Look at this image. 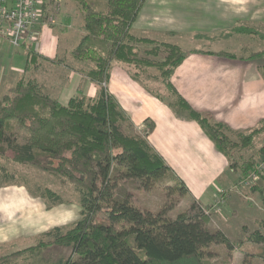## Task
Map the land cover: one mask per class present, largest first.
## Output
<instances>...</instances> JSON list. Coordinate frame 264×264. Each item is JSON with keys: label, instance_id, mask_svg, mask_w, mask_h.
<instances>
[{"label": "trees", "instance_id": "trees-1", "mask_svg": "<svg viewBox=\"0 0 264 264\" xmlns=\"http://www.w3.org/2000/svg\"><path fill=\"white\" fill-rule=\"evenodd\" d=\"M75 1L83 13L85 34L72 54L78 60L93 62L82 70L99 87L98 95L77 94L64 105L44 93L37 80L23 77L10 90L12 95L4 93L0 97V155L60 176L79 193L85 216L68 229L57 226L47 232L55 235V242L72 246V255L57 264H206L205 259L215 254L212 245L223 244L234 250L235 243L223 230L209 229V217L196 200L187 210L172 217L166 205L157 211L143 209L131 200L130 192L124 196L115 194L118 176L135 179L150 189L167 174L176 180V185L170 188L181 194L190 191L149 142L155 122L146 119L140 131L124 132L121 124L130 119L104 83H108L113 66L119 63L142 69L161 68L167 88L176 95V100L168 105L178 115L185 113L187 118L196 120L218 150L228 157L235 171L239 169L233 158L235 148L250 147L254 138L264 131V125L246 133L238 132L237 144L226 132L231 131L228 126L195 109L172 84L174 69L185 56L179 47L167 46L168 54L163 61L136 56V43H151L131 34L145 0ZM235 31L264 37L258 29L244 25L237 26ZM150 52L159 53V50L152 48ZM221 53L234 56L231 52ZM262 55L264 48L252 52L249 58ZM27 56V70L38 67L40 58L49 60L31 47ZM131 75L139 79V73ZM147 90L163 100L160 94ZM16 127L28 132L23 137L26 141H18ZM260 161L264 162V146L260 149ZM115 168L118 176L114 175ZM241 171V178L253 171L264 182V173L253 157L244 162ZM252 188L264 201V185ZM44 195L54 193L49 190ZM248 240L262 246L259 252L244 251L239 264H254L255 257L264 259V233L256 230ZM42 243L41 240L38 244ZM31 249H19L13 254Z\"/></svg>", "mask_w": 264, "mask_h": 264}, {"label": "crops", "instance_id": "crops-1", "mask_svg": "<svg viewBox=\"0 0 264 264\" xmlns=\"http://www.w3.org/2000/svg\"><path fill=\"white\" fill-rule=\"evenodd\" d=\"M60 1L57 22L40 27L41 36L37 43L16 47L0 35V97L24 75L37 77L36 74L39 71L42 73L46 64L54 72L59 67L69 69L61 85L50 68L47 72L50 78L44 76L48 78L47 83L43 76L41 79L37 77L42 81L44 91L47 86L53 94L45 92L62 104L67 105L80 92L87 97L98 95L97 85L82 70L92 64L84 65L86 61L74 56L79 64H70L66 59L85 34L83 21L79 22V29L71 30L74 13H79L82 20V10L71 0H66L65 4L64 0ZM239 25L258 29L264 34V0H145L132 24L131 34L151 41L136 43L137 47L151 44V47L160 50L159 54L163 50L168 54L167 46L179 47L185 56L171 76L178 93L195 109L211 114L234 132H247L264 124V55L249 58L252 52L264 48V37L236 32L235 28ZM237 37L246 44L255 42L256 38L263 45L253 49L249 44H240L239 50H235L231 41H237ZM222 38L225 39L223 45H217ZM214 43L217 47L210 45ZM29 47L49 60L40 58L39 67L27 70ZM61 51L65 54L62 55ZM224 51L234 56L221 53ZM58 59L62 61L58 62ZM151 59L157 60L155 57ZM106 85L109 93L125 110L133 128L140 131L146 119L155 122V129L148 140L174 175L186 184L192 197L201 205L213 206L224 194L223 212L231 215L240 210L236 214L242 215L243 198L238 195L235 199L228 191L230 186L237 184L239 173L230 167L228 157L218 150L196 120L178 115L167 101L148 92L145 84L135 79L122 63L113 66ZM20 191H25V188ZM18 211L26 218L21 224L25 228L43 224L47 220V212L53 213L54 210L46 208V212L36 218L28 208ZM81 213L82 207L76 205L56 209L55 217L49 223L68 224L78 220ZM228 217L222 213L223 219L228 220ZM223 231L228 235L226 230Z\"/></svg>", "mask_w": 264, "mask_h": 264}, {"label": "rangeland", "instance_id": "rangeland-1", "mask_svg": "<svg viewBox=\"0 0 264 264\" xmlns=\"http://www.w3.org/2000/svg\"><path fill=\"white\" fill-rule=\"evenodd\" d=\"M71 1L78 4L75 0ZM63 2L65 4L66 0ZM78 14L79 13L75 12L73 15V26L71 30L74 29L76 31V29L80 28L79 22L83 21V19L81 20ZM239 37H237V41L236 39L231 41V43H233L231 45L232 49L239 50L238 47L240 44H243V46L249 44L253 49L259 48L263 45V43L258 41V39L256 40V38H254L255 42L249 41L247 44L241 43L243 40H239ZM222 39L223 40L219 41L217 45H223L225 39ZM213 42H215V40L211 41V43ZM210 45L217 47L215 46V43ZM151 46L153 45H141V48H137L138 52L136 56H138V58L149 59L155 57L157 60H151L163 61L167 55L166 50H163V53L161 54H153L150 52V49L153 48ZM68 51L70 52V50ZM61 54L63 55L65 52L61 51ZM150 56L152 57L150 58ZM66 59L70 64H79L73 59V54L66 56ZM92 63V61H86L84 65ZM38 64L40 65V61H38ZM122 65L131 73H139V80L145 84V87L156 94H160L164 101L171 103L176 100V95L167 88L166 83L164 82L161 68L154 66L142 69L141 67H135L134 64L127 65L124 63ZM49 68L53 72L52 75L56 77V79H54L58 80V84L61 85L67 78L66 76L69 69L67 70L63 67H59V69L54 72L53 69L46 64V67L42 69V73L39 71L36 76L40 79L42 76H48V78H50V76L47 75ZM23 77L37 80L42 86L44 93H46L45 91L52 92L51 89L50 91L47 89V86L44 91L43 83L39 78L29 75H24ZM48 78H45V83H47ZM21 79H19L16 84L5 93H11L12 95L13 93L10 90L12 88L14 89ZM104 86H106V83H104ZM54 93H56V90H54ZM79 94H82V92ZM121 125L122 130L127 134H133V132L137 131L129 121H124ZM17 130L19 131L18 134L16 133L18 141H26L23 137H26L28 132L20 127H18ZM226 132L232 140L239 144L240 138L238 132H234L233 130ZM263 146L264 131L254 138L253 144L250 145V147L239 145L235 148L233 158L239 165V169L236 171L239 173L240 178L236 180V185L230 186L231 190L228 191L231 194L230 196L235 197V199L238 195L243 198L241 200L243 209L242 215L240 214V216L236 214L238 212L240 213L238 208L237 212L234 211L235 213H232L233 215H226V213L223 212L224 210L222 208L225 201L224 194L215 201L213 206H204L189 193L181 194L177 189L170 188L176 185V180L173 179L170 174H167L163 179H160L152 188L147 189L144 186H141L139 181L135 179H121L117 175V168H115L114 175L118 176L115 194L124 196V194L130 192L131 200L143 209L157 211L166 205L170 207L169 215L172 217H176L178 213L187 210L193 201L196 200L203 208L204 213L209 217V229L212 231L217 229L226 230L228 236L231 237V240L236 245L235 249L232 251L223 244L212 245L211 250L215 254L212 257H207L205 259L206 264H237L242 260L244 251L248 250L251 253L259 252V249L262 246V244H256L248 240V236L256 230H260L264 233V201L260 198V193L254 191L252 188L254 185L263 186L264 182L262 178L253 171H251L247 177L241 178V166L246 160H248V158L253 157L259 162V169L264 173V162L260 161V149ZM22 187L25 188V191H20ZM49 190L54 193L53 196H48L49 194L46 196L44 195V193L49 192ZM235 191L237 193H234ZM79 200L80 197L76 187L64 178L40 170L31 165L16 163L13 160L0 155V264H57L60 260H65L67 257L71 256L72 246L55 242V235H48L47 232L56 226L68 229L70 225L84 217L85 211L82 209L81 217L76 221L60 225H50L49 223L50 220L55 217L56 209L66 208L70 205L81 207ZM49 206H51V208H49ZM23 207L28 208L29 212H32V214L35 215V218L38 215L45 213L46 208L47 210L50 209L54 211L53 213L50 211L47 212V220H45L43 224H40L41 226H24L25 228H23L21 227V224L26 221V218L22 212L18 211ZM206 210L210 212L208 213ZM222 213L225 217L229 216L228 220L222 218ZM231 216L232 218L229 219ZM235 216L236 218L233 219ZM38 226L39 228H36ZM245 227L248 229L245 230ZM44 228H47V230H44ZM41 240L43 243L38 244ZM27 247H33V249L28 251L24 250L21 254L16 256L13 254L14 251ZM253 262L254 264H264V259L261 257H255Z\"/></svg>", "mask_w": 264, "mask_h": 264}, {"label": "built area", "instance_id": "built-area-1", "mask_svg": "<svg viewBox=\"0 0 264 264\" xmlns=\"http://www.w3.org/2000/svg\"><path fill=\"white\" fill-rule=\"evenodd\" d=\"M60 9V0H0V35L16 47L35 44L40 27L56 23Z\"/></svg>", "mask_w": 264, "mask_h": 264}]
</instances>
